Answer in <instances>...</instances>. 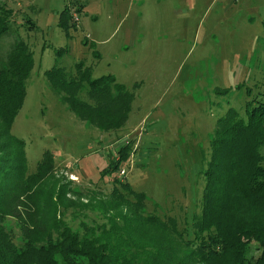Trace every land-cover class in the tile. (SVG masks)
<instances>
[{
  "label": "rangeland",
  "instance_id": "1",
  "mask_svg": "<svg viewBox=\"0 0 264 264\" xmlns=\"http://www.w3.org/2000/svg\"><path fill=\"white\" fill-rule=\"evenodd\" d=\"M70 1L75 10L83 7L73 11L76 28L65 31L58 18ZM0 3L12 11L19 37L33 53L25 98L11 127L24 143L27 175L49 152L54 172L44 188L65 194L62 220L81 236L82 225L96 230L108 223L98 210L109 203L116 176L129 192L143 194L145 216L175 222L172 231L149 227L140 237L136 233L138 247L153 246L166 264L194 261L193 222L216 123L229 108L245 117V104L264 95V0ZM59 49L66 51L57 56ZM77 63L91 70L92 79L112 76L133 94L121 129L86 126L48 90L47 70L57 64L74 72ZM125 145L126 158L109 173V162ZM260 155L264 160V146ZM10 235L19 245L13 224Z\"/></svg>",
  "mask_w": 264,
  "mask_h": 264
},
{
  "label": "trees",
  "instance_id": "2",
  "mask_svg": "<svg viewBox=\"0 0 264 264\" xmlns=\"http://www.w3.org/2000/svg\"><path fill=\"white\" fill-rule=\"evenodd\" d=\"M74 5L70 1L59 14L58 27L65 31L76 28L70 23L73 11L80 13L83 6L75 10ZM65 51L59 49L57 56ZM32 59L12 11L0 3V264H166L161 252L150 250L153 246L138 247V236L149 227L172 231L174 220L145 216L143 194L129 192L116 176L109 203L98 210L108 223L96 230L82 225L81 236L62 220L65 194L44 188L54 172L50 153L45 151L36 171L27 175L24 143L11 134V127L25 98ZM73 71L56 64L44 73L58 103L90 128L121 129L133 94L112 76L92 79L83 63ZM244 112L242 117L229 108L216 123L190 241L195 258L188 264H264V95L246 103ZM129 148L114 154L109 173L117 170ZM12 224L19 231V245L10 235Z\"/></svg>",
  "mask_w": 264,
  "mask_h": 264
},
{
  "label": "built area",
  "instance_id": "3",
  "mask_svg": "<svg viewBox=\"0 0 264 264\" xmlns=\"http://www.w3.org/2000/svg\"><path fill=\"white\" fill-rule=\"evenodd\" d=\"M78 21V19L75 17V19H74V22H77ZM122 172V174H123V171H121Z\"/></svg>",
  "mask_w": 264,
  "mask_h": 264
}]
</instances>
